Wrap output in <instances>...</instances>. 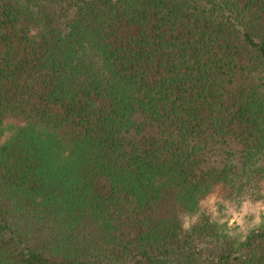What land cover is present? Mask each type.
<instances>
[{"label": "trees", "instance_id": "obj_1", "mask_svg": "<svg viewBox=\"0 0 264 264\" xmlns=\"http://www.w3.org/2000/svg\"><path fill=\"white\" fill-rule=\"evenodd\" d=\"M243 203L264 0H0V264H264Z\"/></svg>", "mask_w": 264, "mask_h": 264}, {"label": "rangeland", "instance_id": "obj_2", "mask_svg": "<svg viewBox=\"0 0 264 264\" xmlns=\"http://www.w3.org/2000/svg\"><path fill=\"white\" fill-rule=\"evenodd\" d=\"M251 214L253 218H258L259 214L264 213V207L259 204H252V203H243L240 207L239 211L233 214L232 218L230 219V223H239L240 216L242 214Z\"/></svg>", "mask_w": 264, "mask_h": 264}, {"label": "clouds", "instance_id": "obj_3", "mask_svg": "<svg viewBox=\"0 0 264 264\" xmlns=\"http://www.w3.org/2000/svg\"><path fill=\"white\" fill-rule=\"evenodd\" d=\"M255 222H256L257 224L260 223L259 218H257V220H256ZM182 227H183L184 229H188V228L190 227V222L185 221V222L183 223Z\"/></svg>", "mask_w": 264, "mask_h": 264}]
</instances>
